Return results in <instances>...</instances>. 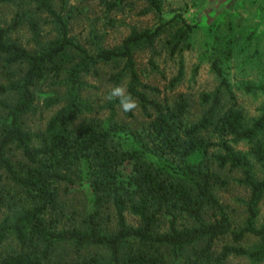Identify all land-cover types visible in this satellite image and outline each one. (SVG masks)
<instances>
[{
  "label": "trees",
  "instance_id": "16d2710c",
  "mask_svg": "<svg viewBox=\"0 0 264 264\" xmlns=\"http://www.w3.org/2000/svg\"><path fill=\"white\" fill-rule=\"evenodd\" d=\"M105 1L110 10L125 0ZM145 2L148 11L162 12L161 0ZM8 4L18 8L10 22H0V59L4 67L23 69L17 79L0 84V94H17L13 105L0 100L6 110L0 119V244L8 238L17 244L0 255V264H227L232 257L264 264V219L257 222L264 197V112L248 123L217 58L211 68L219 85L202 95L209 106L194 121L187 118L184 93L161 96L137 70L134 49L151 47L180 15L132 29L120 45L93 51L69 35V0H0V7ZM32 7L58 30L41 42L40 25L31 17L35 50L11 37ZM192 28L185 24L173 31L170 54L181 51ZM101 64L113 66L107 80L114 86L127 78L126 90L145 118L139 130L116 120V99L95 107L83 98V76L98 74ZM182 75L180 65L170 85ZM43 81L61 94L47 98L45 107L60 106L34 134L22 118L34 108L35 89ZM241 141L249 144L247 151L235 148ZM14 147L19 157L12 156ZM233 170L248 191L240 226L218 196L228 190L226 172ZM72 192L84 195L80 208L74 197L69 200ZM126 212L137 218L136 225L127 222ZM219 240L224 242L218 246Z\"/></svg>",
  "mask_w": 264,
  "mask_h": 264
},
{
  "label": "rangeland",
  "instance_id": "374dc122",
  "mask_svg": "<svg viewBox=\"0 0 264 264\" xmlns=\"http://www.w3.org/2000/svg\"><path fill=\"white\" fill-rule=\"evenodd\" d=\"M69 3L74 7L69 20V35L93 51L97 47L118 46L132 29L154 27L161 19L167 20L179 14L180 17L165 27L151 47L142 45L134 49V59L141 80L158 87L161 96L167 94L171 97L179 92L184 93L190 103L187 118L198 120L209 106V103H202V95L215 91L219 85L220 78L211 68L212 60L217 58L235 96L237 107L243 111L248 123L264 112V0H161L160 14L148 11L145 0H125L110 10L105 0H69ZM33 7L32 14L24 15L22 25L11 33L12 38L30 50L37 49L28 25L31 17H35L40 25L41 42L47 43L58 35L51 18L44 12L34 13ZM17 8L15 4L0 7L2 25L10 22ZM67 14L68 11L65 16ZM185 24H190L193 28L187 40L182 43L181 51L172 55L168 46L173 31ZM180 65L183 66L182 78L171 86L169 81L176 75ZM22 69L23 66L19 64L4 67V60L0 59V84L6 83L7 78L20 77ZM98 70V74L91 72L83 76L85 86L82 96L95 107L108 101L105 97L114 86L107 80L108 74L114 70L113 66L101 64ZM126 81L127 78L124 79L123 86ZM53 88L49 81H43L35 89L34 108L22 118L25 129L31 133L44 130L48 120L60 106L56 104L45 107L47 98L61 95L52 92ZM221 91L223 103L228 106L229 96L224 88L221 87ZM16 98L17 94L13 92L0 94V100H5L9 105H13ZM116 113V120L132 129L139 130L145 119L139 106L133 110V117L127 116L120 105L117 106ZM5 114L6 110L0 108V119ZM107 114V109L101 110V115L106 117ZM234 146L242 151L249 149V144L245 141ZM12 151L15 153L12 156H20L17 148L14 147ZM254 171L257 176H261L257 163ZM226 174L230 186L228 190H219L218 196L230 205L234 226H240L245 218L248 191L238 183L239 171H227ZM86 193L88 195L87 190ZM68 198L71 202L72 198L76 199L73 203L80 208L79 203L84 200V195L72 192ZM125 215L129 224H137L135 216L129 212ZM263 219L264 197L260 203L258 224ZM223 242L224 240H219L218 246ZM253 242L251 240L247 243ZM16 247V242L8 238L0 244V255ZM227 264H247V260L232 257Z\"/></svg>",
  "mask_w": 264,
  "mask_h": 264
},
{
  "label": "clouds",
  "instance_id": "9594fccd",
  "mask_svg": "<svg viewBox=\"0 0 264 264\" xmlns=\"http://www.w3.org/2000/svg\"><path fill=\"white\" fill-rule=\"evenodd\" d=\"M105 98L107 100L116 99L121 110L125 113L131 112L138 107L136 100L127 92L126 87L123 85L111 87Z\"/></svg>",
  "mask_w": 264,
  "mask_h": 264
}]
</instances>
